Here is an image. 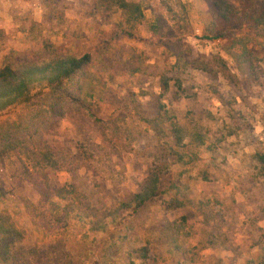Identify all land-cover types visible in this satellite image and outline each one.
<instances>
[{"label":"rangeland","instance_id":"1","mask_svg":"<svg viewBox=\"0 0 264 264\" xmlns=\"http://www.w3.org/2000/svg\"><path fill=\"white\" fill-rule=\"evenodd\" d=\"M8 1L10 6H7ZM43 0H0L8 7L5 26L0 28V65L11 50L27 53L38 33L48 37L58 53L82 55L90 53L93 63L88 72L84 108L75 104L73 111L59 117L54 130L46 135L49 143H57L78 159L89 156L74 178L57 161L49 165V184L62 185L74 180L96 206L116 207L138 188L147 172V158L141 153L146 145L156 143L154 136L143 131L142 139L132 142V151L101 142L93 118L103 120L119 114L124 124L144 129L139 115L156 113L158 78L130 73L124 67L132 52L144 64L170 78L169 88L161 97L177 120L196 125L205 135V143L194 149L198 159L174 163L160 178L159 192L134 212L120 211L116 221L108 222L102 231H89L82 222L74 221L64 231L49 233L25 208L24 200L37 203L43 180L33 173L25 180L11 177L9 162L0 161L2 205L13 223L24 231V238L14 248L25 254L5 264H254L263 249L264 177L257 176L250 154L264 143V89L257 84L242 83L239 87L223 78L213 79L190 66L176 68L174 54L189 44L209 57L220 54L228 62L223 46L236 32V24L224 23L218 36L201 37L211 19L210 0H181L188 12L187 28L161 37L148 30L151 13L144 0L146 23L139 27V37L119 34L114 24L122 13H99L92 0H58L65 9L60 21H47ZM66 7V8H65ZM11 9H13L11 11ZM39 23L36 25L35 23ZM170 24H173L170 22ZM242 34L251 31L247 22L240 24ZM257 53L259 49L250 44ZM239 77H242L240 74ZM178 80L182 91H178ZM216 86L222 93L221 103L211 92ZM143 92H147L146 94ZM243 96V99L240 96ZM20 112L12 107L0 113V121L12 120ZM241 125L236 136L225 137L228 127ZM100 144L93 147L92 144ZM171 184L180 188L187 203L166 210L164 200ZM184 193V195H183ZM185 218L184 229L174 237L173 222ZM145 246L148 257L142 259L134 248Z\"/></svg>","mask_w":264,"mask_h":264},{"label":"trees","instance_id":"2","mask_svg":"<svg viewBox=\"0 0 264 264\" xmlns=\"http://www.w3.org/2000/svg\"><path fill=\"white\" fill-rule=\"evenodd\" d=\"M93 8L100 14L113 15L122 13V18L114 24L117 33L129 38L139 37V27L146 23L144 0H92ZM151 13L148 24L149 32L161 37L185 30L188 23L186 4L181 0H145ZM211 19L207 22L200 38L211 40L218 36L217 29L224 23L240 24L247 22L251 31L232 34L229 43L223 46L228 62L220 54L205 57L189 44L174 54L176 68L190 66L206 73L213 79L223 78L228 84L239 87L242 83L257 84L264 89V0H210ZM47 9V21H60L64 18L63 7L58 0H43ZM66 8V7H65ZM13 9H11L12 11ZM172 22L173 24H170ZM35 23V22H34ZM38 25L39 23H35ZM3 30L0 29V34ZM259 49L255 53L249 45ZM94 61L90 53L80 56L72 53H58L54 43L38 33L29 52L9 51L0 65V113L12 107L20 112L12 120L0 121V161H8L11 177L25 180L33 173L43 180L40 199L37 203L24 200L27 211L37 219L49 233L56 234L66 230L72 222L79 221L89 231H102L108 222L117 220L120 211L134 212L146 202L154 199L160 186L162 174L174 163H189L198 159L194 149L205 143L204 133L194 124L180 123L176 116L161 100L168 91L170 78L156 70L152 65L144 64L138 53L132 52L123 62L130 73H141L158 78L159 94L156 113L147 117L139 115L144 129L124 124L125 116L119 114L108 119L94 117L93 124L99 131L103 144L132 151V142L142 139L143 131L150 132L156 143L146 145L141 153L147 158V172L138 183V188L131 196L121 201L116 207L96 206L87 193L79 189L74 181L62 185L47 183L49 165L60 161L74 178L76 172L90 159L80 154L78 159L62 149L57 143L46 141L58 121L73 111L75 104L81 108L91 93L87 89L88 72L86 67ZM242 77H239V75ZM178 91L182 86L175 81ZM211 92L223 103L222 93L216 86ZM147 93V92H143ZM243 99V96H240ZM75 103V104H73ZM241 125L238 122L227 128L224 136H236ZM259 146L250 159L257 171V176L264 177V143ZM100 147V144H92ZM184 195V193H183ZM168 198L164 200L166 210L183 207L187 198L180 196V188L171 184L167 189ZM3 190L0 187V264L9 260L21 259L25 251L15 245L24 238V231L15 226L11 216L2 205ZM185 218L173 222V236L178 237L184 229ZM264 245V238L262 240ZM139 257L146 259L148 250L145 246L134 248ZM254 264H264V249Z\"/></svg>","mask_w":264,"mask_h":264},{"label":"crops","instance_id":"3","mask_svg":"<svg viewBox=\"0 0 264 264\" xmlns=\"http://www.w3.org/2000/svg\"><path fill=\"white\" fill-rule=\"evenodd\" d=\"M7 3V6L9 5L10 6V4L8 3V1H6L5 2V4ZM3 11L5 12V13H1V9H0V28H3L4 26H5V21L7 20V11H8V7H4L3 6Z\"/></svg>","mask_w":264,"mask_h":264}]
</instances>
